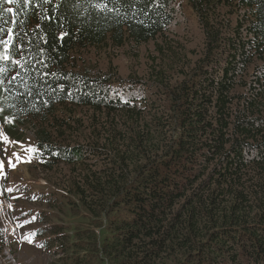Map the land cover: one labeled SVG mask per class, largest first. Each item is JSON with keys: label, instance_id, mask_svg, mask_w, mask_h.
<instances>
[{"label": "trees", "instance_id": "16d2710c", "mask_svg": "<svg viewBox=\"0 0 264 264\" xmlns=\"http://www.w3.org/2000/svg\"><path fill=\"white\" fill-rule=\"evenodd\" d=\"M149 46L146 80L75 61ZM3 56L5 132L35 123L41 169L107 220V263L264 264V0H0Z\"/></svg>", "mask_w": 264, "mask_h": 264}, {"label": "rangeland", "instance_id": "374dc122", "mask_svg": "<svg viewBox=\"0 0 264 264\" xmlns=\"http://www.w3.org/2000/svg\"><path fill=\"white\" fill-rule=\"evenodd\" d=\"M180 11L170 30L196 48L201 37L196 16L182 3ZM128 53L129 47L86 50L75 61L110 77L146 80V57L153 54L152 46L141 49L139 62L131 61ZM137 89L145 91L142 86ZM65 112L58 108L53 118L61 119ZM6 124L9 120L0 111V264H73L79 257L85 264H109L99 249L102 238L109 236L107 220L91 217L77 205L65 188L68 169L59 165L44 172L39 157L27 151L35 149V123L14 129L20 140L7 135Z\"/></svg>", "mask_w": 264, "mask_h": 264}, {"label": "snow or ice", "instance_id": "6c2138e0", "mask_svg": "<svg viewBox=\"0 0 264 264\" xmlns=\"http://www.w3.org/2000/svg\"><path fill=\"white\" fill-rule=\"evenodd\" d=\"M8 2H9V3H12L13 0H8ZM99 6H100V7H106V5H99ZM9 11H11V9H9ZM5 43H7V42H5ZM0 58L7 59L8 57H7V56H3V57H0ZM27 151H35V149H33V148H29V149H27ZM13 167H14V165H13ZM29 242H31V241H29Z\"/></svg>", "mask_w": 264, "mask_h": 264}, {"label": "water", "instance_id": "95a60500", "mask_svg": "<svg viewBox=\"0 0 264 264\" xmlns=\"http://www.w3.org/2000/svg\"><path fill=\"white\" fill-rule=\"evenodd\" d=\"M10 44V38L8 39V45ZM8 54V48L5 50V55Z\"/></svg>", "mask_w": 264, "mask_h": 264}]
</instances>
